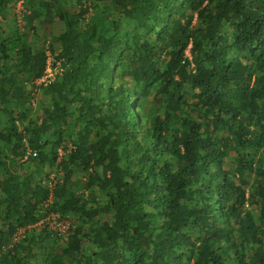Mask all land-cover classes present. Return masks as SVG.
I'll return each instance as SVG.
<instances>
[{
    "label": "trees",
    "instance_id": "trees-1",
    "mask_svg": "<svg viewBox=\"0 0 264 264\" xmlns=\"http://www.w3.org/2000/svg\"><path fill=\"white\" fill-rule=\"evenodd\" d=\"M67 1L47 84L0 21V264H264V0Z\"/></svg>",
    "mask_w": 264,
    "mask_h": 264
},
{
    "label": "rangeland",
    "instance_id": "rangeland-1",
    "mask_svg": "<svg viewBox=\"0 0 264 264\" xmlns=\"http://www.w3.org/2000/svg\"><path fill=\"white\" fill-rule=\"evenodd\" d=\"M22 0H18L16 3H9L8 4V9H7V13L5 14V17H2L0 15V21L2 23H6V26H8V28H17L21 34H26L28 36V42H30V44L32 45V47H34L35 45H39V47L43 48L48 55H50V50H49V41H52V36H57L60 33H62L65 30L64 24L59 21L58 19L54 20L53 23H49V24H45L43 26V28H38L37 27V21L34 22H27L24 20L22 13L27 11L29 7H24L22 5ZM66 4H68V1L65 0ZM89 2H91L90 4H92V0H89ZM95 11L94 10H90L86 17L88 18L89 16H91ZM15 17V21H14V25L12 27V25L9 24L10 21H12V18ZM7 23L9 25H7ZM32 26L35 27V29L32 28ZM7 28V27H6ZM9 35V34H8ZM6 33L3 35L4 37L8 36ZM60 43L56 42L53 45L54 51L57 53L58 50L60 49ZM188 51H187V55H188ZM13 53H9V57H12ZM8 57V58H9ZM52 60H53V55L49 56L47 63L51 62V66H52ZM48 67H50V64L48 65ZM53 68V67H52ZM61 70H58V72ZM41 97L45 98V101L49 100V96L47 95H43L40 89H37V91H35V93L33 94L32 98L29 99L28 103H29V108H32V113L30 114V119L33 118V116L37 113L38 114V106H39V101L41 100ZM43 100V102H45ZM49 148V147H48ZM48 170V168L46 169V171ZM80 176V178H83L84 175L82 174H78ZM68 221L63 222L64 226H68ZM55 224V223H52ZM57 225V224H56ZM33 230H35V232H38L40 229L39 225H35L31 227ZM66 229V227L64 228ZM23 230H21L22 232Z\"/></svg>",
    "mask_w": 264,
    "mask_h": 264
},
{
    "label": "built area",
    "instance_id": "built-area-1",
    "mask_svg": "<svg viewBox=\"0 0 264 264\" xmlns=\"http://www.w3.org/2000/svg\"><path fill=\"white\" fill-rule=\"evenodd\" d=\"M50 64V67H48V65ZM53 67V68H52ZM58 70H61L59 65H56V66H51V62L47 64L46 68H45V73L43 75V77H41L40 79L37 80V84H40V83H50L52 80H54V77L56 75V73H58ZM35 155V153H34ZM52 219H51V222L52 223H55V224H51L53 225L54 227H58L60 230H65L64 228L68 227V226H64L63 225V222L65 221H59L58 220V216L57 214H53L51 215ZM57 224V225H56Z\"/></svg>",
    "mask_w": 264,
    "mask_h": 264
}]
</instances>
